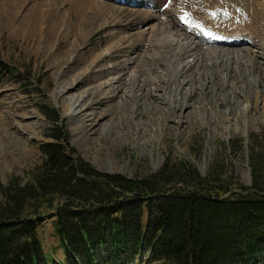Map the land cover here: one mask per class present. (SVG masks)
<instances>
[{"label": "rangeland", "instance_id": "374dc122", "mask_svg": "<svg viewBox=\"0 0 264 264\" xmlns=\"http://www.w3.org/2000/svg\"><path fill=\"white\" fill-rule=\"evenodd\" d=\"M115 4L119 9V3ZM121 5L131 18H144L141 14L152 12L151 7L166 14L169 11L179 25L186 27L184 30L188 27L185 30L188 35L196 31L198 34L193 37L201 39L205 46L209 44L205 31L222 20L224 10L243 8L254 16L250 35L264 37V0H137L133 5ZM190 8L193 17H189ZM71 9L73 12L69 13ZM49 11L54 17L52 21L47 17ZM61 12L67 15L61 16ZM80 12L75 0H0V60L4 64L0 71V185H7L13 177H28L43 160L41 147L51 140L53 127L58 124L68 131L69 143L81 157L103 173L147 177L160 171L167 160H181L193 165L203 177L209 174L234 177L232 187L237 183L251 187V153L255 151L264 159V93L258 99L253 96L256 88L247 85L250 84L245 72L247 64L215 63L211 60L214 56L207 55L203 62V58L197 57L198 64L186 67L185 74L186 79L192 80L188 84L195 89L192 94L182 91L187 86L182 82L186 76L167 73L162 81H156L161 98L155 95L151 103L142 100L138 104L135 95L123 101L91 100L92 109L84 110L76 103L77 116L70 115L63 100L88 93L96 73L110 63L125 66L132 65V59L139 60L136 69L130 72L137 75L136 79L130 76V84L145 87L146 76L157 73L160 76L166 64V56L142 50L138 40L129 37L130 26L124 19L112 24L110 16L114 10L104 11L100 19L94 18V8ZM186 13L191 28L184 25L185 20L180 21ZM212 13L215 19H210ZM195 23L199 26L195 27ZM144 37L146 40L147 36ZM156 37L158 34L152 38ZM218 47L230 51L241 48ZM253 49L256 55L264 52V47ZM140 51V57L136 58V52ZM177 52L175 47L166 54ZM263 71L264 67L257 70L260 77ZM83 76L86 79L81 83L60 94L61 88ZM168 84L172 87L166 95L162 88L167 90ZM246 93L249 94L245 97ZM165 96L167 101L162 100ZM183 102L188 104L182 106ZM244 104L248 105L245 112L241 108ZM103 109L108 110V116L101 118L98 111ZM54 110L58 121L54 119ZM53 231V222L47 220L41 233L48 247L55 243L51 238ZM61 257L62 252L58 251L56 258ZM149 257L150 252L142 250L131 264H160Z\"/></svg>", "mask_w": 264, "mask_h": 264}, {"label": "trees", "instance_id": "16d2710c", "mask_svg": "<svg viewBox=\"0 0 264 264\" xmlns=\"http://www.w3.org/2000/svg\"><path fill=\"white\" fill-rule=\"evenodd\" d=\"M50 136L28 177L0 185V264H131L142 250L160 264L264 262V159L255 151L252 186L232 187L234 177H203L181 160L147 177L103 173L63 126Z\"/></svg>", "mask_w": 264, "mask_h": 264}, {"label": "bare ground", "instance_id": "6f19581e", "mask_svg": "<svg viewBox=\"0 0 264 264\" xmlns=\"http://www.w3.org/2000/svg\"><path fill=\"white\" fill-rule=\"evenodd\" d=\"M57 1L62 2L64 0H57ZM136 1L137 0H75V7L79 11H82L80 13H83L86 10H91L94 8V13H95L94 18H99V19L103 18L102 14L104 11L109 10L111 12L114 10L115 13L110 16L112 18V24L114 25L117 23V21H115V20L121 21L122 19H124L125 24L127 23V25L130 26L129 27L130 32L127 34H129V37H131L132 40L133 39L138 40V43H140L139 45H140V48L142 50L143 49L154 50L155 53L158 54L160 57L166 56L165 57L166 62L164 61L166 63L165 64V71L163 69V71L160 73V76L158 73L154 74L153 77H150L149 75H147L146 80L148 82H151L152 84L149 85V83L147 81H145L147 84V86L145 87V86L140 85V84H135V83L130 84L132 82L131 80L136 79V77H137V75H133V74L131 75L130 72H132L133 70L136 69L135 67H137V63L139 60H134V59L131 60L132 65H134V67H131L132 65H129V64H126L125 66H120V65H116L115 63H110L107 67L103 68V69L106 68L105 71H103V69H102L96 73L95 78H94L95 83L93 84V86L91 87V90L88 93L87 92H81L76 96V98L71 97L69 99L65 98L63 100L64 108L68 114L77 116V112H78L77 110L78 109L76 107V103H77V105H79L80 108H82V109L84 108V110L92 109L90 107L91 106L90 104L92 103L91 100L98 101V100H103V99L104 100H106V99H114V100L120 99L123 101V99L125 97L135 95L136 96V102H138V104L142 100H145L146 102L151 103V98H153L155 95H157L158 98H161V96H162V95L157 94L158 89H159L158 87H156V81L157 80L162 81V79H164V77H165V74L167 75V73H170V75L172 74L174 76H177L179 74L186 76L185 74L188 71L186 69V67L192 68L193 66L197 65L198 62H196L197 59H195L197 57L200 59L203 58L201 60H203V62H204V58L206 55L210 58L212 56H214L213 58H211V60H212V62H215V63H218L219 61H225L228 64L232 61L233 62L234 61H241L240 63L247 64V66H245V72L248 75V81H250L249 82L250 84H247V85L248 86L249 85L255 86L256 89L254 90V94H253L254 97H256L257 99L263 97L262 93H264V89L261 90V89H259V87L264 86V82H263L264 81V73H263V77H260L261 75L259 76L260 73L258 74L257 70L264 67L263 66L264 65V63H263L264 52L262 51L263 52L262 54L256 55V54H253L252 51H254L253 48L264 47V37H258V36H251L250 35V24L253 21V18H254L253 15H249L246 12V10L243 8H238V9H228L227 8L226 10H224V14H222V17L220 16L222 20L219 21L216 26L213 25L212 28L207 29L205 31V37H207L206 43L207 42L209 43V44L207 43L208 45L205 46V44H203V41H200L201 39L199 40L197 37H193V36H195L193 34H198V33H196V31L192 30L193 33L191 35H188L185 31L188 29V27H187V29L184 30V28H186V27L179 25V23H178L179 20L177 21L176 19H174V17H172V15H169V13H171L169 11H167L168 13L166 14V12H162L158 8H155V7L152 8L151 7L150 9L152 10V12H144L141 14V16L144 18L139 19V18L129 17L127 15V13L125 12V10H122L121 7H124V6H122L121 4H124V2H126L128 5H133V3H135ZM226 2L229 3V1H226ZM115 3H119V5H117V8H119V9L115 8L116 7ZM211 3H215V2H211ZM191 5H192V2H191ZM214 6L216 7V5H214ZM224 6L227 7L225 4H224ZM131 7H133V6H131ZM191 8H193V7L191 6ZM191 8H190L189 17L191 16V13H192ZM216 8H218V7H216ZM54 10H55V7H54ZM196 11H197V9H195V13H196ZM71 12H73L72 9L69 11V13H71ZM60 15L65 16L67 14L65 12H61ZM68 16H71V15L69 14ZM47 17H48V20L51 19L50 21H52L54 19V17H52V15H51L50 11L47 14ZM191 17H193V16H191ZM215 17H216L215 14L213 15V13H212V16L210 19H215ZM181 20L182 21L185 20V22H184L185 26H189V27L192 26L190 24V21L188 20L187 13L184 16L180 17V21ZM202 20H203V18H202ZM217 20H219V19L217 18ZM202 23H203V21H202ZM79 24H80V26L81 25L83 26L82 22H79ZM203 24H205V23H203ZM197 26H199V25L196 24L195 27H197ZM201 26H200V30H201ZM110 28H112V25L109 26V29ZM81 29H82V27H81ZM121 32H125V31H121ZM143 32L145 33L144 36L145 35L147 36L146 40H145V37L143 36V34H141ZM155 34H158V37L153 39L152 37ZM111 35H114V33L112 32ZM201 38H202V36H201ZM241 44L244 46L241 47ZM217 45L222 46V48H225V46L226 47H241V48H238L235 51L234 50L230 51V49H221ZM245 45H246V48H245ZM175 47L178 48L177 53L166 54L167 51L173 50ZM135 55H136V58H139L141 55V51H140V54L136 52ZM153 55H155V54H153ZM163 60H165V59H163ZM145 65H146V63H145ZM131 68H132V70H131ZM143 75H144V73H143ZM130 76H132L131 77L132 79L130 78ZM83 78L86 79V77H84V76L83 77H77V78H75V80L73 79L74 81H72L71 85L65 86V87L60 89V94L63 95V93L64 94H66V92L68 93V89L72 88L76 84L78 85L79 83H81L83 81ZM186 78H187V76L183 77L182 82L183 83L186 82L187 86L182 87V91L188 90V92L190 94H192L194 88L193 87L191 88V86L188 85L190 83V81H192V80L186 79ZM166 81H167V79H166ZM171 87L172 86L169 85L167 90L162 88L163 91L165 92L164 94L167 95L168 93H170ZM189 90H191V91H189ZM248 92H249V90H248ZM248 94L246 93V95L244 94V96L246 97V96H248ZM250 96H252V95L250 94ZM166 97L167 96L162 98V100L167 101L165 99ZM182 104L181 105L184 106V104H188V103L183 102ZM142 106H143V104H142ZM124 108H125V106H124ZM241 108H243V110L245 112V110L248 109V105L244 104L243 106H241ZM263 108H264V106H263ZM156 109H158V108H156ZM122 110H123V108H122ZM130 111H131V109H130ZM98 115L101 118H104V117L108 116V110H104V109L100 110V111H98Z\"/></svg>", "mask_w": 264, "mask_h": 264}]
</instances>
